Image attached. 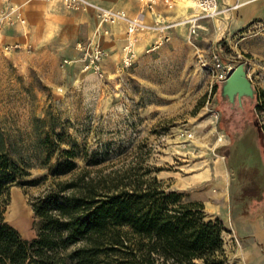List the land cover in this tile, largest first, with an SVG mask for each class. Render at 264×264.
Segmentation results:
<instances>
[{"label": "rangeland", "instance_id": "obj_1", "mask_svg": "<svg viewBox=\"0 0 264 264\" xmlns=\"http://www.w3.org/2000/svg\"><path fill=\"white\" fill-rule=\"evenodd\" d=\"M178 1L182 2L150 8L138 0L153 20H144L142 11L129 16L124 9L90 1L123 12L126 19L140 16L147 25L129 33L128 20L100 23L97 16L98 34L108 35L110 26H123L128 38L118 48L100 44L106 51L102 76L84 70L78 55L64 62L61 56L20 53L0 41V224L27 243L23 264H37L40 253L44 264H123L110 250L109 233L95 234L94 226L85 230L84 224L77 225L78 209L73 206L49 204L42 216L35 213L32 203L48 190L59 189L60 182L81 178L104 184L149 169L148 175L156 176L168 191L186 179L199 187L194 179L200 175L249 174L241 168L240 148L235 147L240 141L237 134L249 121L264 151V15L243 22L234 4L219 6L218 14L190 24L185 20L195 12L193 0L185 9ZM159 5L172 16L158 12ZM162 23L175 25L154 28ZM149 35L154 37L138 51L140 39ZM133 36L138 39L132 43ZM129 43L135 53L132 63L124 66ZM214 56L225 64L227 76L242 67L253 96L244 95L239 104L236 95L230 99L222 94L227 77L216 80L209 70ZM37 62L45 63L44 71L34 66ZM241 110H250L251 115H240ZM64 149H73L76 166L53 177L45 164L63 158ZM244 151L246 163L254 164L251 150ZM11 161L27 172L13 182L8 181ZM31 179L37 181L22 183ZM182 193L181 200L188 202ZM227 230L225 264H243L240 256L230 257L240 244L231 231L229 241ZM43 237L48 239L41 245ZM257 246L264 254V244Z\"/></svg>", "mask_w": 264, "mask_h": 264}, {"label": "trees", "instance_id": "obj_2", "mask_svg": "<svg viewBox=\"0 0 264 264\" xmlns=\"http://www.w3.org/2000/svg\"><path fill=\"white\" fill-rule=\"evenodd\" d=\"M63 153V158L45 164L53 177L76 166L73 149ZM7 168L10 182L27 174L13 161ZM149 172L126 174L104 184L81 178L60 182L59 189L48 190L32 203L33 210L42 216L49 204L73 206L78 209L77 225L84 224L85 230L94 226L95 234L109 233L110 250L123 264H225L221 219L209 216L200 202H183L182 192L167 191ZM67 189L71 192L61 193ZM45 238L38 242L43 245ZM27 246L15 230L0 224L1 264H23ZM39 255L37 264H44L43 253Z\"/></svg>", "mask_w": 264, "mask_h": 264}, {"label": "crops", "instance_id": "obj_3", "mask_svg": "<svg viewBox=\"0 0 264 264\" xmlns=\"http://www.w3.org/2000/svg\"><path fill=\"white\" fill-rule=\"evenodd\" d=\"M90 1L105 7L124 9L129 16L142 11L144 20H153L151 12L144 10L138 0ZM185 1L188 0L178 2L186 4ZM218 2L221 7L236 4L239 19L243 22L264 15V0H218ZM187 5L191 4L183 6L184 9L188 7ZM157 11L165 17L172 16L171 13H166V8L161 5L157 6ZM1 13H7L8 21L0 30V41L24 54L71 59L78 55L75 47L78 40L95 39L102 46L112 49L118 48L119 45L124 46L128 39L123 26H110L108 35L98 34L96 13L82 8H68L64 0H0ZM152 36H143L140 39L138 51L144 49L147 40ZM29 65L31 64L27 66ZM34 66L44 71L46 65L37 62ZM69 67L70 65H66L65 69L69 70ZM243 96L237 98L239 104H242ZM246 113L250 114V110L240 111V115L246 116ZM243 116L239 118H244L246 122ZM247 124L248 127L241 129L242 131L237 134L240 141L235 143V147L240 148L238 152L242 158L241 168L249 174L238 177L234 175V178L233 175L231 178L229 175L215 174L210 178L200 175L194 181L201 186L192 187L189 179H186L177 182L174 190L185 192L189 201L202 203L206 213L221 219L228 229L229 241H233V236L240 244V248L230 254L231 258L240 256L243 264H264V254L257 246V242L264 244V151L258 134L252 129L253 125L250 121ZM249 127L251 129H247ZM250 130V133L247 132ZM247 137L245 144L241 139ZM246 148L251 150L249 158L256 161L252 165L245 161ZM216 170L218 171V167ZM233 184L237 187L233 188ZM224 246L226 247V240Z\"/></svg>", "mask_w": 264, "mask_h": 264}, {"label": "built area", "instance_id": "obj_4", "mask_svg": "<svg viewBox=\"0 0 264 264\" xmlns=\"http://www.w3.org/2000/svg\"><path fill=\"white\" fill-rule=\"evenodd\" d=\"M146 4L148 7L152 8L155 3H163L167 6H171L174 0H139ZM195 12L185 21L192 24L203 17H211L219 13L220 7L218 0H193ZM65 5L68 8L77 9L91 7L96 15L100 19V23H111L115 18L126 19L123 12L117 13L112 10L106 9L99 5H96L89 0H64ZM128 20V32L135 33L138 30H142L147 27L145 23L142 22V18L138 17L135 19ZM7 13L0 14V30L2 26L7 22ZM175 25L174 23L159 24L154 28L160 30L167 29ZM138 36L132 37V43L137 41ZM78 50V58L76 60L81 62L82 68L84 70H91L95 74L102 76L103 74V61L106 56V51L102 48L100 43L95 39L78 40L75 44ZM134 50L130 43L125 47V55L123 57V65L129 66L132 63V57L134 56ZM64 62L68 59L64 58ZM225 64L218 58L214 56L212 65L209 70L212 72L216 80H223L227 77V70Z\"/></svg>", "mask_w": 264, "mask_h": 264}, {"label": "water", "instance_id": "obj_5", "mask_svg": "<svg viewBox=\"0 0 264 264\" xmlns=\"http://www.w3.org/2000/svg\"><path fill=\"white\" fill-rule=\"evenodd\" d=\"M237 74L235 76L232 75L231 77V72L227 76V78L223 81L222 85V94L227 95L230 99H233V97L236 95L237 97H241L242 95H250L253 96L254 90L251 87L249 81L245 77L244 71L242 70V67L239 65L237 66ZM232 78V79H231ZM235 80L233 83L235 87L232 89L228 88L229 85H232V82ZM239 85H242V88L237 87Z\"/></svg>", "mask_w": 264, "mask_h": 264}, {"label": "bare ground", "instance_id": "obj_6", "mask_svg": "<svg viewBox=\"0 0 264 264\" xmlns=\"http://www.w3.org/2000/svg\"><path fill=\"white\" fill-rule=\"evenodd\" d=\"M185 2H186V1H185ZM190 2H191V1L188 0V1L186 2V4H189ZM186 4H184V5H186ZM138 18L141 19L140 16H139ZM237 70H238L237 67H235V68L231 71V77H232V75L235 76V74H237ZM231 79H232V78H231ZM231 82H232V85L230 84L229 87H228V88H230V89H232L233 87H235L234 84H233V83L235 82V80H233V81H231ZM237 87L242 88V85H239V86H237ZM219 166H220V164L217 165V167H219Z\"/></svg>", "mask_w": 264, "mask_h": 264}]
</instances>
